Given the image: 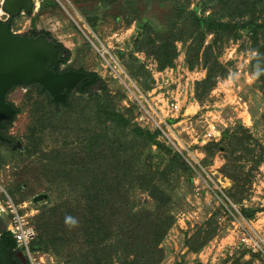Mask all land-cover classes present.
Masks as SVG:
<instances>
[{
    "label": "trees",
    "instance_id": "16d2710c",
    "mask_svg": "<svg viewBox=\"0 0 264 264\" xmlns=\"http://www.w3.org/2000/svg\"><path fill=\"white\" fill-rule=\"evenodd\" d=\"M41 1L43 8L57 7L51 0ZM75 4L96 33L98 24L109 17L123 20L127 27L138 24V38L123 64L143 92L151 91L155 80L136 54L152 58L157 70L163 72L176 66L181 44L188 69L202 67L206 71L205 78L195 84L196 100L204 101L219 80L228 78L229 70L220 62L225 45L243 38L244 32L256 53L250 71L264 83V0H201L199 12L191 9L192 0H76ZM154 8L161 14L164 32L141 19ZM32 34L52 40L61 59L59 69L67 65L69 51L62 43L51 39L49 33ZM71 69L88 74V78L67 92L65 103L54 102L37 84L22 86L31 88L27 104L32 123L25 150L41 157L32 171L59 194V203L42 206L36 221L31 220L36 238L30 249L58 256L60 264H162L165 251L161 245L176 219L174 197L182 181L191 188L194 169L184 152L159 140L158 129L140 127L134 121L135 104L119 108L124 95L112 94L97 72L65 68ZM261 89L264 91V86ZM16 110L17 115L20 109ZM15 117L4 121L0 132L9 141L0 144L20 149L22 142L14 143V137L7 135ZM46 130L62 139L61 148L41 149L38 134ZM204 150L207 157L201 163L206 167L216 155L223 157L220 172L232 182L227 194L235 203L249 198L254 172L264 166V145L252 131L239 121L222 130L220 139ZM25 186L20 182L16 189L20 192ZM136 191L145 194L153 208L135 202L132 194ZM25 199L24 195L20 202ZM255 212L242 209L247 218ZM69 216L76 220L75 225L66 223ZM6 226L0 218L2 244L16 255L17 241ZM216 233L210 224L209 230L192 234L186 240L188 251L198 253ZM245 255L244 250L231 264H253L259 256L244 260Z\"/></svg>",
    "mask_w": 264,
    "mask_h": 264
},
{
    "label": "rangeland",
    "instance_id": "374dc122",
    "mask_svg": "<svg viewBox=\"0 0 264 264\" xmlns=\"http://www.w3.org/2000/svg\"><path fill=\"white\" fill-rule=\"evenodd\" d=\"M4 1L0 0V16L4 12ZM51 1L57 5L56 8H43L42 1L36 0L37 5L33 13L18 16L12 24L13 30L20 31L21 35L33 33V31L49 33L51 39L62 43L69 51L67 55L70 60L61 69L65 70L67 66H73L74 69L97 72L107 81L112 94L124 95L123 101L118 104L119 108L135 104L134 121L140 127L156 129L154 123L138 122L141 114L135 103L136 97L139 98L141 95L145 97L154 106L151 110L159 114L162 113L158 109L165 110L167 114V105L176 98L182 108V116L178 120L181 123L176 127V136L173 135L172 139H168L158 129L161 133L159 140L170 145H172L170 141L176 140L177 146L184 151L186 157L192 161L191 163L194 162L196 169V163L207 157L204 147L212 141H218H208L209 139L205 137L207 128L212 122H215L222 132L240 121L264 145V91L261 89L264 83L257 73L252 72V74L250 71V63L256 53L252 49V41L246 32L240 40L227 43L220 57L221 64L229 70L228 78L219 80L217 87L210 95L204 101L198 102L195 98V84L205 78L206 71L202 67L188 69L181 44H179L181 54L176 61V66L169 68L174 70V74L167 73L163 77L159 75L152 58H147L142 53L136 54L147 65L155 80L153 89L143 92L137 82L127 74L123 64L138 38L137 23L127 27L123 20L115 21L109 17L98 24L96 33L80 14L75 4L76 0ZM192 1L191 9H197L196 11L199 12L201 0ZM141 19L151 24L156 30L165 31L161 14L157 9L150 10ZM128 88H132V91H128ZM30 89L18 86L7 96V100L20 109L7 135L14 137V143L22 142L23 147L17 149L14 146L0 144V214L5 221L8 220L9 210L6 202L9 198L21 207V212L28 216L29 221L33 219L36 221L42 206L50 205L51 202L59 203L56 187L50 186L45 179L38 180L35 172L32 171L40 161V153L30 155L31 152L25 150L28 128L32 123L27 104ZM239 96L243 102H246L245 110L235 106L237 104L234 98L238 99ZM155 119H157L156 115ZM183 128H189L190 133L181 132ZM163 129L165 130L164 127ZM38 141L44 152L63 146L62 139L50 130L39 133ZM174 149L176 150L175 147ZM224 163L223 157L216 155L208 167L201 163L207 172L206 176L197 179L202 170L197 169L199 170L197 177L194 170L191 188L182 181L181 188L173 201L175 223L161 245L165 251L162 264H231L234 258H237L244 250L246 251L244 260H249L253 254H258L259 256L254 257L253 264H264V255L253 253L241 244L243 238V233L239 231L241 228H236L233 224L235 221L229 211L231 207L223 205L226 203L227 196L241 213L242 209L256 211L252 218H247L242 213L244 217L237 218L240 223L236 226L246 228L247 224L262 233L264 231V166L254 172L255 178L249 198H245L241 204H236L227 194L232 182L220 172ZM250 166H247V170ZM205 179L208 180V184ZM20 182H25L26 186L18 192L16 185ZM217 190H222L225 195L218 193ZM10 191L14 194H10ZM24 195L25 201L20 202ZM37 196H41V199L35 202L34 199ZM132 199L148 208H153L152 201L139 191L132 194ZM210 224L211 227L216 228V236L198 253L189 252L186 246L187 238L199 230H209ZM16 254L22 264H27L21 250H17ZM49 257L53 264H60L58 256L50 255Z\"/></svg>",
    "mask_w": 264,
    "mask_h": 264
},
{
    "label": "water",
    "instance_id": "95a60500",
    "mask_svg": "<svg viewBox=\"0 0 264 264\" xmlns=\"http://www.w3.org/2000/svg\"><path fill=\"white\" fill-rule=\"evenodd\" d=\"M36 0H5L3 9L12 17L22 12L32 14ZM57 45L50 39L13 34L7 22L0 21V131L3 123L12 120L16 108L7 101V94L18 86L37 84L56 103L67 101V92L88 74L77 70H62ZM49 64L52 69L48 68ZM0 141H8L0 132ZM41 196H37V202ZM0 264H19L15 252L8 250L0 237Z\"/></svg>",
    "mask_w": 264,
    "mask_h": 264
},
{
    "label": "built area",
    "instance_id": "2783aa9c",
    "mask_svg": "<svg viewBox=\"0 0 264 264\" xmlns=\"http://www.w3.org/2000/svg\"><path fill=\"white\" fill-rule=\"evenodd\" d=\"M20 15H26V14L24 12H22ZM10 17H11V15L4 11L2 13V16H0V21L9 22ZM16 18L17 17L13 18V21L10 25L11 30H12L13 34L21 35L20 31H14L13 30L12 24H13L14 20H16ZM167 73L174 74V70L173 69H167L164 72H159V75H161L163 77V75L167 74ZM128 91L131 92L132 88H128ZM234 99H235L234 102L237 104L235 106H239L245 110V108L247 107L246 102H243V100H241L242 98L240 96L238 97V99L236 97ZM135 100H136L135 103L137 104L138 112L141 114L138 122L146 121L148 123H154L156 125V129L161 130V133H163V135L165 137H167L168 139H170V138L172 139L174 137L173 135L176 136V133H177L176 127L178 124L181 123V122H178V120L182 116V108H181V106H179V103L177 102L176 98L174 99V101L170 102L167 105V109H168L167 114L165 113V110H160L158 108L157 109L162 114H159L157 111L153 112L152 110H153L154 106H152L145 99V97H143L142 95L139 98L136 97ZM155 115H156L157 119H155ZM169 119H173V120H175V122L171 123L169 121ZM148 126H149V124H148ZM163 127L165 128V130L163 129ZM181 132L190 133V129L189 128H183V129H181ZM169 135H170V137H169ZM205 137L209 139L208 141L220 139L221 132L217 128V125L215 124V122H212L209 124V126L207 128V132L205 134ZM175 141L174 142L170 141L169 143H171L173 145V147L176 148L177 151L184 152L177 146ZM185 158L189 162V164L192 166V168L196 171V177H197V171H199L197 169L200 168V170H202L200 172L199 176L197 177V179H200L202 176H206L207 172L205 171V169L201 165L200 161L196 163V165L198 167L196 169L195 165L193 164L194 162L191 163L192 161L189 160L186 157V155H185ZM205 182H207V184H208V180H206ZM218 193L225 195L222 192V190H219ZM217 197H218V194H217ZM226 198H227L226 203H223V205L225 207H229V206L231 207V209L229 208V211L232 215L233 221H235L233 224L235 225L236 228H241V230H239V231L243 233V238L241 239V244L244 245L248 250H251L253 253H259V254L264 255V231L262 233H260L256 229L247 225L246 223H245L246 228H244L242 226H236V224L240 223V222H238L237 218L240 217L242 219L244 216L242 215L239 208H237V206L235 204H233L227 196H226ZM6 203H7V209L9 210V212L7 214L8 220L5 221L2 218L1 214H0V218L7 225L6 226L7 230H9L13 234L14 238L16 239L17 245H18V250H21L24 257L27 258V260L29 261V264H51L52 259L49 256H47L46 254H42L38 251H31V249H30V244L36 238V231H35V228L31 225V221H29L30 219H28V216L21 213L20 212L21 207H18L10 198L8 199V201ZM236 222H238V223H236Z\"/></svg>",
    "mask_w": 264,
    "mask_h": 264
},
{
    "label": "clouds",
    "instance_id": "9594fccd",
    "mask_svg": "<svg viewBox=\"0 0 264 264\" xmlns=\"http://www.w3.org/2000/svg\"><path fill=\"white\" fill-rule=\"evenodd\" d=\"M66 223H70V225H75L76 224V220L73 217H66L65 218Z\"/></svg>",
    "mask_w": 264,
    "mask_h": 264
},
{
    "label": "flooded vegetation",
    "instance_id": "af4514ba",
    "mask_svg": "<svg viewBox=\"0 0 264 264\" xmlns=\"http://www.w3.org/2000/svg\"><path fill=\"white\" fill-rule=\"evenodd\" d=\"M13 18H15V17H10V19H9V22H7V23H9L10 25H11V23H12V21H13ZM23 36H29V37H33V34L32 33H28V34H24ZM8 101V100H7ZM9 102V101H8ZM10 103V102H9ZM11 104V103H10ZM15 107V106H14ZM8 139V138H7ZM8 141H9V139H8ZM16 256H17V254H16Z\"/></svg>",
    "mask_w": 264,
    "mask_h": 264
},
{
    "label": "crops",
    "instance_id": "0c3cea01",
    "mask_svg": "<svg viewBox=\"0 0 264 264\" xmlns=\"http://www.w3.org/2000/svg\"><path fill=\"white\" fill-rule=\"evenodd\" d=\"M243 113H244V112H243ZM249 118H250V117H249ZM170 120H173V119H169V121H170ZM243 121L245 122V120H243ZM174 122H175V121H174ZM172 123H173V122H172ZM203 156H204V155H203ZM201 157H202V156H201Z\"/></svg>",
    "mask_w": 264,
    "mask_h": 264
}]
</instances>
